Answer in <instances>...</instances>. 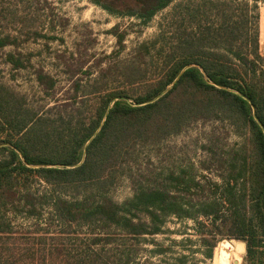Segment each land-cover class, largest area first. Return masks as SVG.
I'll return each instance as SVG.
<instances>
[{
	"label": "trees",
	"instance_id": "trees-1",
	"mask_svg": "<svg viewBox=\"0 0 264 264\" xmlns=\"http://www.w3.org/2000/svg\"><path fill=\"white\" fill-rule=\"evenodd\" d=\"M90 1L139 26L177 2L168 26L140 42L121 67L96 74L78 69L89 83L82 75L73 79L68 98H56L58 80L44 67L33 73L52 105L35 106L0 82V264H188L189 254L173 246L191 238H155L171 215L194 219L206 257L223 238H233L246 242L243 264H264V55L258 29L251 32L248 14L232 6L249 2ZM16 13L21 42L53 37L27 28L29 18ZM108 31L117 43L109 57L117 56L128 29L115 24ZM11 32L0 34V49L14 46L5 61L26 68L30 58L17 50L20 41ZM189 64L195 65L148 102ZM116 77L121 86L109 87ZM198 121L227 123L240 138L226 147L212 129L202 143V168L214 169L220 180L182 169L136 185L122 202L114 198L118 180L134 179L141 150ZM144 250L150 255L143 259Z\"/></svg>",
	"mask_w": 264,
	"mask_h": 264
},
{
	"label": "rangeland",
	"instance_id": "rangeland-1",
	"mask_svg": "<svg viewBox=\"0 0 264 264\" xmlns=\"http://www.w3.org/2000/svg\"><path fill=\"white\" fill-rule=\"evenodd\" d=\"M247 1L250 4L248 8L237 5L236 2L232 3V6L237 14L245 12L248 14L251 32L254 29H258L259 32V8L264 5V0L256 2L257 7L253 6L254 0ZM176 2L156 14L147 25L139 26L131 24L132 21L136 22L135 18L110 14L90 0H48L41 4L33 0H0V34L7 31L16 34L20 41L17 50L22 52L23 57L30 58L26 68L15 70L5 61L6 52L14 50V46L0 49V82L25 94L29 102L35 106L52 105L54 101L44 95L33 73L35 68L44 67L58 80L56 98L61 100L68 98L73 92V79L82 75V82L89 83V78L78 69H91L96 74L100 69L110 65L121 67L123 59L128 57L140 42L154 38L162 27L168 26L166 18L171 17ZM13 12H17L16 15L22 18L23 16L29 18L27 28H35L53 37H38L21 42L25 33L15 30L18 25L14 24ZM23 22L21 24L25 25ZM115 24H119L121 29H128V35L125 39V49L117 56L109 57L117 48L116 38L108 31ZM68 68L79 73L70 78L69 74L65 73ZM121 84V79L116 77L109 83V87ZM212 129L222 138L226 147L240 140L227 123L223 125L220 122H195L185 131L168 137L159 145L141 150L134 165V179L124 177L118 180L111 190L114 198L122 202L132 196L136 185L141 183L153 185L156 181L161 182L168 173L180 172L182 169L188 170L198 178L202 173H206L220 180L214 169L203 170L201 165L206 156L202 143L206 141ZM225 132H228L227 137L224 135ZM193 209L195 211L196 206ZM163 228L164 233L155 237L160 241L169 243L173 239L182 241L191 238V242L173 246L175 252L183 250L189 254L188 264H214V254L219 243L214 249L213 257H206L204 253L206 248L199 242L194 219L171 215L166 219ZM147 238L150 239V236ZM233 240L236 239H229ZM145 246L149 249L154 247L148 242ZM149 255L150 251L144 250L142 258ZM244 255L241 254V261L238 264H243Z\"/></svg>",
	"mask_w": 264,
	"mask_h": 264
},
{
	"label": "bare ground",
	"instance_id": "bare-ground-1",
	"mask_svg": "<svg viewBox=\"0 0 264 264\" xmlns=\"http://www.w3.org/2000/svg\"><path fill=\"white\" fill-rule=\"evenodd\" d=\"M228 247L229 250H226ZM245 251V243L241 240L221 242L214 254V264H238L241 261V254Z\"/></svg>",
	"mask_w": 264,
	"mask_h": 264
},
{
	"label": "water",
	"instance_id": "water-1",
	"mask_svg": "<svg viewBox=\"0 0 264 264\" xmlns=\"http://www.w3.org/2000/svg\"><path fill=\"white\" fill-rule=\"evenodd\" d=\"M192 65H195V64H189V65H187V66H185L183 69H182V71L178 74V76L173 80V82L172 83H170L168 86H167V88L164 90V91H162L159 95H157L154 99H152V100H150V101H148V102H151V101H154V100H156V99H158L159 97H161L163 94H165L174 84H175V82L179 79V77L181 76V74L184 72V70L186 69V68H188V67H190V66H192ZM202 69V68H201ZM218 86H220V85H218ZM118 98H120V97H116L115 99H118ZM115 99H113L112 100V102L110 103V105H109V108L111 107V105H112V103L114 102V100ZM145 103H147V102H145ZM253 110H255V108H254V106H253ZM104 120H105V118H104ZM103 123V122H102ZM101 127V126H100ZM100 127L98 128V130L100 129ZM97 130V131H98ZM96 131V132H97ZM93 137V136H92ZM92 137H91V139H92ZM91 139H89L88 140V142L86 143V145L90 142V140ZM20 152V151H19ZM21 154V153H20ZM85 154H86V148H85V150H84V156H85ZM21 156H22V154H21ZM22 158H23V156H22ZM24 159V158H23ZM83 161V160H82ZM81 161V162H82ZM80 162V163H81ZM29 166H32V167H38V166H40V165H32V164H29ZM238 240V239H237ZM227 241H229V239L228 238H223L220 242H221V246H222V243L223 242H227ZM241 241H243V240H241ZM244 243H245V251H244V254L246 253V242L245 241H243ZM225 249L226 250H229V248L228 247H225Z\"/></svg>",
	"mask_w": 264,
	"mask_h": 264
},
{
	"label": "crops",
	"instance_id": "crops-1",
	"mask_svg": "<svg viewBox=\"0 0 264 264\" xmlns=\"http://www.w3.org/2000/svg\"><path fill=\"white\" fill-rule=\"evenodd\" d=\"M259 41L261 53L264 54V5L259 8Z\"/></svg>",
	"mask_w": 264,
	"mask_h": 264
}]
</instances>
